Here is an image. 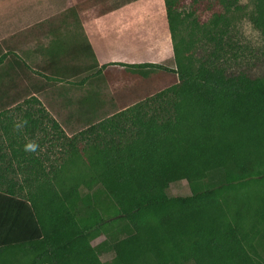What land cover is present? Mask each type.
<instances>
[{
    "label": "trees",
    "instance_id": "16d2710c",
    "mask_svg": "<svg viewBox=\"0 0 264 264\" xmlns=\"http://www.w3.org/2000/svg\"><path fill=\"white\" fill-rule=\"evenodd\" d=\"M132 1L77 8L102 5L103 14ZM235 1L217 0L201 23L181 0H165L175 68L158 66L175 78L162 118L137 102L98 122L91 141L95 126L66 138L48 170L36 152L13 147L18 167L8 170L24 178L5 187L0 174L1 248L39 240L44 258L32 264H264V104L254 100L264 45L246 53L227 41L223 12ZM250 19L264 41V0ZM179 180L191 193L169 195Z\"/></svg>",
    "mask_w": 264,
    "mask_h": 264
},
{
    "label": "crops",
    "instance_id": "0c3cea01",
    "mask_svg": "<svg viewBox=\"0 0 264 264\" xmlns=\"http://www.w3.org/2000/svg\"><path fill=\"white\" fill-rule=\"evenodd\" d=\"M85 1L0 0V135L8 139L10 154L13 147L27 151L29 143L36 149L27 152L64 151L66 138L78 126L81 131L87 120L72 112V87L90 90L92 80L116 76L122 69L135 71L136 65L174 68L165 0H135L94 15L77 8ZM83 52L89 64L67 63L74 56L86 59ZM89 99L86 96L84 103ZM14 137L18 141L13 146ZM0 150L5 154L1 144ZM4 156L0 163L8 157ZM46 161L56 163L51 156ZM13 163L18 167L16 160ZM32 244L0 247V264L43 260L39 240Z\"/></svg>",
    "mask_w": 264,
    "mask_h": 264
},
{
    "label": "rangeland",
    "instance_id": "374dc122",
    "mask_svg": "<svg viewBox=\"0 0 264 264\" xmlns=\"http://www.w3.org/2000/svg\"><path fill=\"white\" fill-rule=\"evenodd\" d=\"M103 8L105 7L102 5L90 8L88 10V14H100L101 11H103ZM180 8L185 14L189 13L191 9H194L198 20L201 23H207L211 16L218 10V2L217 0H181ZM253 10L254 0H236L230 9L224 11V8H222V11H224L223 13L228 18V22H230V30L226 38L228 39L227 41L234 46V50L238 47L240 52L248 53L253 51L254 53L262 51L263 49L264 41L261 33L254 27V24L250 19ZM225 49L228 51L225 56L230 58L232 50L231 45H225ZM200 50L203 52V49ZM80 56L82 57L81 54ZM84 57H86V59L83 60L82 58L74 56L72 59H67V63L69 60H74L75 63H79V60L82 64H84V62L89 64L91 60L88 54H85ZM233 63L234 62L232 61V64ZM170 66L175 68V64H171ZM157 67L158 68L152 67L150 69H145V66H141L135 71L122 69L118 72V74H116V76L108 74V76H106L108 78L106 79H99V81H96L95 79L92 80V83H89L90 85H93V87H90V90L84 89L80 91L78 88L72 87V112L73 114L81 113L87 118V120L82 121V130L88 129L90 126H95L97 127V130L100 131L98 128V122L108 116L110 117L111 115L120 112L119 110L123 107L128 108V106L137 102L144 104L146 106L145 108H149L148 111H155L156 115H160L162 118L164 112L159 109L161 105H164L165 100L168 99V95L165 94V96H163L164 90L174 81L175 75L168 69H164L159 66ZM144 70L147 71L146 75H142ZM92 92L94 94H91ZM158 94L161 95L158 96ZM86 96H90V99L89 102L85 104L84 101ZM254 100L258 107L262 106L264 104V91H260L255 94ZM74 127H77V124H75ZM73 129L75 130L76 128ZM79 130L80 128L78 126L75 130L76 132L73 131V134L80 132ZM86 136L90 139V141L94 138L91 131H88ZM7 143L8 139L0 135V144L5 150L4 153L8 156L5 161L0 163V174L7 175V178L5 177L4 180L5 182H3L5 183L3 184L5 187L11 179H13V182L21 184L24 178L23 173H13L8 170L11 166L13 167V161L11 158L9 160L11 154L6 149ZM36 153L39 155L42 164L46 166L48 170L52 165H57V163H46L47 157H54V160L57 161V159L61 158L63 151H59L58 154H48L45 152ZM15 166L16 165L14 163V167ZM190 193L191 189L186 180L172 182L168 189L169 195H188ZM233 235L236 242L240 246L236 235ZM102 258L105 260L108 257L103 256Z\"/></svg>",
    "mask_w": 264,
    "mask_h": 264
},
{
    "label": "clouds",
    "instance_id": "9594fccd",
    "mask_svg": "<svg viewBox=\"0 0 264 264\" xmlns=\"http://www.w3.org/2000/svg\"><path fill=\"white\" fill-rule=\"evenodd\" d=\"M35 149H36V145L33 143H29L28 145H26V148H25V150L27 151H35Z\"/></svg>",
    "mask_w": 264,
    "mask_h": 264
}]
</instances>
